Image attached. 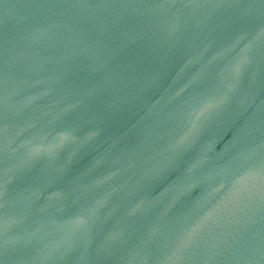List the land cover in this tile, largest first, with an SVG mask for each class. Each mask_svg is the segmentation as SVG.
I'll use <instances>...</instances> for the list:
<instances>
[{
	"label": "water",
	"instance_id": "95a60500",
	"mask_svg": "<svg viewBox=\"0 0 264 264\" xmlns=\"http://www.w3.org/2000/svg\"><path fill=\"white\" fill-rule=\"evenodd\" d=\"M0 264H264V0H0Z\"/></svg>",
	"mask_w": 264,
	"mask_h": 264
}]
</instances>
